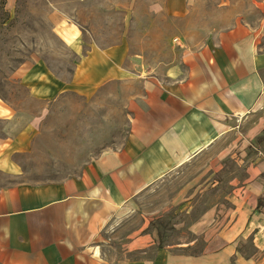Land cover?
Instances as JSON below:
<instances>
[{
    "label": "crops",
    "instance_id": "obj_1",
    "mask_svg": "<svg viewBox=\"0 0 264 264\" xmlns=\"http://www.w3.org/2000/svg\"><path fill=\"white\" fill-rule=\"evenodd\" d=\"M149 11L183 28L180 47L155 74L130 73L123 46L82 53L75 30L64 32L80 56L68 88L85 94L137 79L128 135L122 147L103 151L75 176L0 189L1 264H112L108 248H125L117 264H264V161L234 188L232 209L221 202L191 223L195 239L206 236L198 256L158 249L189 248L196 240L162 247L157 227L148 228L152 219L138 228H132L138 217L129 219L138 197L195 157L223 162L230 153L245 155L240 127L264 111V0H154ZM13 116L0 99V123ZM30 132L0 137V171H19L12 156L28 148ZM119 222L120 245L103 235ZM149 248L158 249L153 259L131 258Z\"/></svg>",
    "mask_w": 264,
    "mask_h": 264
},
{
    "label": "rangeland",
    "instance_id": "obj_2",
    "mask_svg": "<svg viewBox=\"0 0 264 264\" xmlns=\"http://www.w3.org/2000/svg\"><path fill=\"white\" fill-rule=\"evenodd\" d=\"M152 1L0 0V99L14 112L12 120L0 123V137L13 139L31 128L28 148L12 156L19 171H0V189L75 176L103 151L122 147L129 131L128 105L140 90L137 79L108 82L85 94L68 88L80 56L64 32L75 30L82 53L123 46L130 73L155 74L180 47L176 36L183 28L172 17L150 13ZM240 132L245 137L240 141L243 157L230 153L222 162L203 155L170 172L136 199L133 215H127L138 217L132 228L152 219L148 228L156 226L161 232L162 247L196 240L189 248L158 249L200 255L206 236L195 239L188 228L221 202L232 209L234 188L249 171L257 173L253 168L264 161V111ZM121 222L103 233L114 236L118 245L125 238ZM108 249L112 264L125 256V248ZM158 249L132 253L131 258L150 260ZM251 251L249 244L242 253L248 256Z\"/></svg>",
    "mask_w": 264,
    "mask_h": 264
},
{
    "label": "trees",
    "instance_id": "obj_3",
    "mask_svg": "<svg viewBox=\"0 0 264 264\" xmlns=\"http://www.w3.org/2000/svg\"><path fill=\"white\" fill-rule=\"evenodd\" d=\"M257 208L259 209V205L257 206ZM161 232H158V236H159V239H160V241H161V239H162V235L160 234Z\"/></svg>",
    "mask_w": 264,
    "mask_h": 264
},
{
    "label": "bare ground",
    "instance_id": "obj_4",
    "mask_svg": "<svg viewBox=\"0 0 264 264\" xmlns=\"http://www.w3.org/2000/svg\"><path fill=\"white\" fill-rule=\"evenodd\" d=\"M126 211H128V210H127V209H123V210H122V212H126Z\"/></svg>",
    "mask_w": 264,
    "mask_h": 264
}]
</instances>
